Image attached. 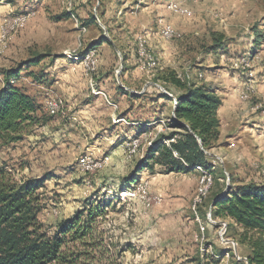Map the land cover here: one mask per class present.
Here are the masks:
<instances>
[{
    "label": "rangeland",
    "instance_id": "obj_1",
    "mask_svg": "<svg viewBox=\"0 0 264 264\" xmlns=\"http://www.w3.org/2000/svg\"><path fill=\"white\" fill-rule=\"evenodd\" d=\"M257 35L264 37V0L0 2V90L3 73L23 67L14 85L40 107V121L19 142L0 141V166L17 181L43 182L38 219L48 237L81 215L88 233L67 235L65 264H248L242 231L213 209L218 195L264 185ZM171 73L222 100L208 171L138 169L156 142L178 132L169 99L180 91L165 82ZM147 83L158 87L143 94ZM131 127L146 131L126 138ZM90 160L100 164L86 173Z\"/></svg>",
    "mask_w": 264,
    "mask_h": 264
},
{
    "label": "trees",
    "instance_id": "obj_2",
    "mask_svg": "<svg viewBox=\"0 0 264 264\" xmlns=\"http://www.w3.org/2000/svg\"><path fill=\"white\" fill-rule=\"evenodd\" d=\"M98 1L102 4L106 0ZM263 38L257 35L256 44ZM37 62L32 61L34 65ZM22 69L17 67L3 73L0 141L6 145L19 142L25 131L40 121V107L34 98L14 85L20 80ZM169 76L165 82L180 91L175 99L164 96L176 101L173 123L178 132L156 142L138 169L159 165L167 172L190 173L197 167L208 171L211 167L207 152L214 148L221 134L218 111L222 100L205 86L187 85L174 73ZM42 184L39 180L17 181L0 166V264H65L62 248L67 235L74 239L87 235L81 215L61 223L54 238L43 232L38 219L43 207L37 193ZM100 209L97 205L94 210ZM213 213L217 218L230 220L242 231L241 243L250 250L248 264H264V185H245L225 196L218 195Z\"/></svg>",
    "mask_w": 264,
    "mask_h": 264
},
{
    "label": "built area",
    "instance_id": "obj_3",
    "mask_svg": "<svg viewBox=\"0 0 264 264\" xmlns=\"http://www.w3.org/2000/svg\"><path fill=\"white\" fill-rule=\"evenodd\" d=\"M176 11H178L181 16H187V17L191 16V13L183 12V10L176 9ZM21 19H22V26H23L25 24V22H26V17H21ZM166 27H167V33H169L171 36L176 33L171 26L166 25ZM127 146H129V154H135L136 153V151H137L136 142H133L131 145H127ZM108 162L109 161L103 162V163H108ZM99 164L100 163H93V160H90V166L81 168V170L82 171H86V173H88V172L91 171V168H95ZM203 180H206L205 177H204ZM206 184H207V181H206ZM203 192H201V195H199L198 197H195V200L197 202V207L200 205V198L203 196ZM148 203H150V201H148ZM233 245H234V243H233Z\"/></svg>",
    "mask_w": 264,
    "mask_h": 264
},
{
    "label": "crops",
    "instance_id": "obj_4",
    "mask_svg": "<svg viewBox=\"0 0 264 264\" xmlns=\"http://www.w3.org/2000/svg\"><path fill=\"white\" fill-rule=\"evenodd\" d=\"M154 86L155 87H158V85H156V84L147 83L145 89L143 90L144 91L143 94H149L151 91L155 90L154 89ZM157 94L160 97V101H162L163 98H165L159 92H157ZM173 102H174V105H175V101H173ZM173 110H174V107H173ZM173 110H172V115H173ZM126 126L127 125H125V124H121V125L117 126V130H120V132H123V130H125L126 128H128ZM144 131H146V129L145 128H142V127H140V128L139 127H131L130 130H129V132H126L124 136H126V138H128L130 136L140 135ZM121 145H122L121 143L118 144L119 148H121Z\"/></svg>",
    "mask_w": 264,
    "mask_h": 264
},
{
    "label": "bare ground",
    "instance_id": "obj_5",
    "mask_svg": "<svg viewBox=\"0 0 264 264\" xmlns=\"http://www.w3.org/2000/svg\"><path fill=\"white\" fill-rule=\"evenodd\" d=\"M58 102V101H57ZM55 103V102H54ZM62 103V102H61ZM61 105V104H60ZM59 109H60V106L58 107L57 105H52L51 106V111H50V113L52 114V115H55V114H57V112L59 111ZM59 113V112H58Z\"/></svg>",
    "mask_w": 264,
    "mask_h": 264
}]
</instances>
